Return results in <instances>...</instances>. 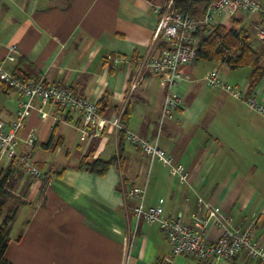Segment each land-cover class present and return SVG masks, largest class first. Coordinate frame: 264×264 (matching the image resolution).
<instances>
[{
	"label": "crops",
	"instance_id": "1",
	"mask_svg": "<svg viewBox=\"0 0 264 264\" xmlns=\"http://www.w3.org/2000/svg\"><path fill=\"white\" fill-rule=\"evenodd\" d=\"M162 1L0 0V63L5 68L13 71L23 59L37 77L97 101L103 118L117 116L143 137L157 138L188 171L181 182L121 131L93 128L81 137L79 120L69 112L55 107L40 117L30 109L17 152L29 153L42 176L29 175L17 158L0 161L1 168L11 169L8 211L17 204L5 251L12 263L203 264L173 254L156 223L136 219V200L126 194L133 185H145V207L162 199L169 218L190 222L193 215H205L198 202L202 198L234 223L253 221L254 235L264 246V117L223 88L205 83L209 70L217 69L224 81L247 91L251 67L232 69L224 61L204 59L180 66L184 78L177 89L183 104L160 123L159 76L146 74L135 81L132 59L163 47L153 9ZM257 21V16L238 11L226 26L247 28L252 49L263 50L259 63L264 66V45L254 31ZM12 45L17 53L9 60ZM108 54L128 60L115 63ZM250 93L264 100V73ZM21 99L0 85V121L6 128L16 120ZM28 130L37 136L33 146L21 138ZM112 157L101 175L78 166L83 158ZM146 157L153 161L150 171ZM217 235L211 220L206 237ZM205 264L264 262L240 251Z\"/></svg>",
	"mask_w": 264,
	"mask_h": 264
},
{
	"label": "built area",
	"instance_id": "2",
	"mask_svg": "<svg viewBox=\"0 0 264 264\" xmlns=\"http://www.w3.org/2000/svg\"><path fill=\"white\" fill-rule=\"evenodd\" d=\"M153 9L158 15L156 33L164 45L159 51L141 55L132 61L135 62V81L146 74L159 76L163 88L160 123L166 118H171L173 112L183 104L177 89L184 78L179 67L191 64L195 60L198 38L194 33L199 26L206 27L209 32L213 25L226 26L234 14L243 11L249 16L258 17L259 21L255 22L254 31L264 45V0H210L202 14L196 18L177 9L174 0H164L153 5ZM15 53L16 46H10L7 58L13 60ZM106 58L115 63L128 60L123 56L110 54ZM0 83L17 91L23 97L15 111L16 120L10 123L8 128L0 121V161L3 157L17 158L29 175L41 177L42 174L31 162L29 153L17 152L19 131L24 128V118L30 109L44 117L56 107L78 118L81 137L88 135L93 128L97 129V132L104 128L121 131L125 138L150 160L160 161L171 176L177 177L181 182L187 180V169L159 145L157 138L143 137L129 129L117 116L103 118L97 101L76 93L71 87L37 76L22 79L1 63ZM205 83L208 86L223 88L264 117V100L224 81L217 69L209 70L205 76ZM21 138L24 143L32 146L37 140L32 130L25 131ZM145 189V185H133L126 189V194L136 200L132 208L133 214L138 220L156 223L170 244L173 254L186 255L205 264L227 260L244 251L249 257L264 262V246L254 235L253 221L244 226L234 223L232 217L222 212L219 206L202 198H198V202L205 208V215H193L190 222L182 221L178 217L169 218L164 215L162 199L154 205L144 206ZM211 220L218 229V235L214 240L206 237V227Z\"/></svg>",
	"mask_w": 264,
	"mask_h": 264
},
{
	"label": "trees",
	"instance_id": "3",
	"mask_svg": "<svg viewBox=\"0 0 264 264\" xmlns=\"http://www.w3.org/2000/svg\"><path fill=\"white\" fill-rule=\"evenodd\" d=\"M209 1L210 0H174V3L177 9L196 18L202 14ZM194 34L198 38L194 62L198 59L220 60L226 62L232 69L244 65L250 66L251 72L247 89V92L250 93L263 75L264 66L259 63L263 55V50L256 48L252 49L250 34L247 28L242 26L234 28L232 26L228 27L215 24L211 27L209 32H207L206 27L199 26ZM22 64L23 67H20ZM29 68L31 67L27 66L23 59H19L17 65L13 69V73L22 79L37 76L32 69ZM0 85L11 89L3 83H0ZM114 159L115 157L107 160L96 158L86 161V158H83L78 166L87 171L101 175L105 173ZM10 171V167H0V264H14L6 258L5 251L9 241L8 224L16 213L17 204L7 213L4 215L2 214L11 196Z\"/></svg>",
	"mask_w": 264,
	"mask_h": 264
},
{
	"label": "rangeland",
	"instance_id": "4",
	"mask_svg": "<svg viewBox=\"0 0 264 264\" xmlns=\"http://www.w3.org/2000/svg\"><path fill=\"white\" fill-rule=\"evenodd\" d=\"M200 61V60H199ZM206 61V60H205ZM183 66H185V65H182L181 66V68H183ZM147 158V157H146ZM157 161V160H156ZM147 162H148V169L150 168V165L153 163V161L151 162V164H150V161H149V159L147 158ZM160 162V161H159ZM41 169H44V171H45V169H46V166H45V164H42V166H41ZM146 170H147V168H146ZM149 171H150V169H149ZM173 177V176H172ZM9 207H10V205H9V203H8V201H7V203H6V206H5V208L3 209V215L8 211V209H9Z\"/></svg>",
	"mask_w": 264,
	"mask_h": 264
}]
</instances>
